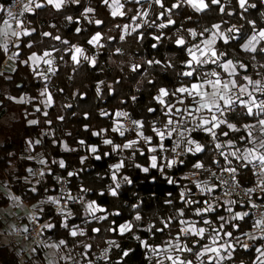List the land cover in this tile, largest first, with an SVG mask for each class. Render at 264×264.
I'll use <instances>...</instances> for the list:
<instances>
[{"label":"trees","instance_id":"16d2710c","mask_svg":"<svg viewBox=\"0 0 264 264\" xmlns=\"http://www.w3.org/2000/svg\"><path fill=\"white\" fill-rule=\"evenodd\" d=\"M12 1L0 0V6ZM163 3L164 8L155 0H140L139 3L135 0L125 1L124 15L116 17L111 15L112 9L103 0H79V3L65 0L59 10L45 3L44 7L28 13L25 29L34 31L29 36H21L14 74H0V119L14 114L7 123L0 124V184L9 180L13 194L27 206L36 208L41 221L51 219L52 227L46 232L48 244L56 245L64 241L62 246L69 248L73 256L84 261V264H158L154 257L156 253L146 249L141 241H146L153 248H163L167 246L166 241L177 242L175 238L178 234L182 246L193 248L191 253L183 252V259L195 264L198 262L196 253L210 243L211 234L215 233L213 229L220 231L223 241L233 244L228 264H258L256 248H262L263 241L258 239L252 247H243L244 236L254 224L247 212L248 207L239 202L225 206L195 197L194 186L178 177L201 172L203 178H207L223 166H235L240 170L242 183L251 187L256 181L252 164L241 159H234L233 165L226 164L227 160L220 155L215 143L207 135L195 132L193 137L204 147V151L185 153L168 168V162L162 160L160 138L153 129L161 130L167 125L170 117L166 115L168 106L175 105L172 110L179 105L195 106L186 94L171 93L179 87L198 82L195 77L180 75L190 70L185 66L190 59L187 48L200 45L210 36L214 25H220L221 30L233 26L239 30L231 32L236 38L229 39L227 44L222 39L217 41V53H226L225 56H218V61L223 63L230 59L237 64L239 75L235 77L239 84L245 83V76L254 81L261 80L264 84V53L245 52L242 47L253 34V25L249 21L254 22L256 30L264 28V0H248V4L255 7L246 6V11L240 9L237 0H221L225 9L223 13L219 11L220 5L210 4L207 10L196 12L186 0H163ZM173 4L179 7L172 8ZM89 8L93 11L87 12ZM165 9L171 11L166 12ZM144 12L148 15L141 26L123 36V26L135 22V16ZM229 12L232 15H228ZM169 17L175 23L160 28L159 24H167ZM3 20L0 14V24ZM96 20L102 23L97 25ZM78 28L79 32L76 31ZM189 29L198 35L193 38ZM97 32L102 37L97 44L98 49L88 43ZM43 33L51 35L45 36ZM56 36L60 40L54 39ZM156 36L161 39L155 40ZM178 38L186 41L184 46L175 43ZM29 43L31 47H28ZM75 44L83 49L88 60L80 58L77 64L71 59V47ZM153 44H156L155 48ZM261 44L264 45V42ZM45 51L53 53L55 70L51 77L44 79L32 71L29 57L34 53L43 55ZM8 52L9 49L5 51L0 44V70ZM92 59L95 65L91 63ZM155 60L160 64L148 63ZM240 64L245 68H240ZM135 65L140 67L133 71ZM213 70L223 75L216 64L209 63L197 68L201 75ZM161 88L170 93L163 98L164 104L155 99ZM45 89L53 98V104L47 111L43 110L40 102V94ZM22 96H28L29 102L14 100ZM182 98L185 102L178 103V99ZM38 107H41L40 111L36 110ZM119 110H125L134 120L142 123L143 136L151 137V143L139 141L135 148L120 149L137 137L121 136L118 131H113L116 128L115 115ZM227 117L239 131L223 128L228 135L220 139L232 141L237 146L246 145L249 138L244 126L257 124V118L247 116L242 108L227 113ZM33 120L37 123L31 124ZM106 139L111 140L112 144H105ZM164 144L168 148V160H174L176 155L169 149L171 142L165 141ZM114 146L119 147L114 150ZM149 146L156 147L157 151H148ZM92 147L97 151L92 152ZM28 153L42 156L48 166L44 168L43 175L33 178L31 182L27 180L31 174L29 169L35 170L38 164L29 158ZM96 156H100V159H96ZM151 156L158 157L157 168L150 167ZM60 161L64 162L63 168ZM198 162L203 164V168L193 167ZM117 163H122L123 167L117 172L119 181L114 182L112 175L116 171L113 166ZM143 168L149 171L144 172ZM69 173L73 175L69 176ZM60 175L69 176L72 196L78 201L66 222L55 215L50 206H41L42 200L57 192L56 178ZM169 179L173 183H169ZM115 183L120 187L116 189L117 195L113 196L111 190L116 188ZM181 193H184L183 197ZM186 200L198 203L186 204ZM93 201L106 209L97 215L106 216V219L96 220L86 215L85 203ZM210 203L214 204L213 211L202 216L195 214L196 209L207 208ZM9 204L10 199L0 191V208H6ZM180 210H183V216L179 215ZM245 212L248 215L243 219H232L233 213ZM137 215L141 217L140 220L135 219ZM221 216L224 221L219 219ZM169 219V227L164 228V222ZM205 219L211 224H204ZM181 220L194 222L198 228H207L211 234H204L203 239L190 234L182 236L180 229L187 225L181 224ZM126 223H131L133 228L121 235L119 227ZM222 223L224 228L220 230ZM234 224L239 226L238 229L233 228ZM2 226L0 221V228ZM150 228L152 231H149ZM161 228L163 231H156ZM73 229L82 230L84 235L73 237ZM93 229H99V232ZM229 231L233 233L232 238L224 236V232ZM44 249L39 248L27 264H46ZM106 251H109L107 255L104 254ZM125 251H129L127 257L123 255ZM204 261L207 263L208 259ZM0 264H20L19 253L9 245H0ZM60 264L71 263L62 261Z\"/></svg>","mask_w":264,"mask_h":264},{"label":"snow or ice","instance_id":"6c2138e0","mask_svg":"<svg viewBox=\"0 0 264 264\" xmlns=\"http://www.w3.org/2000/svg\"><path fill=\"white\" fill-rule=\"evenodd\" d=\"M74 3H79V0H73ZM136 3H139L140 0H135ZM186 2L196 11V12H203L205 10H207L211 5H220L219 11L221 13H223L225 11L223 5H221V0H210V2H206V0H186ZM238 5L240 7V9L243 10H247L246 6L248 7H255V5H249L248 4V0H237ZM46 3L49 5H52L53 7H55L57 10H59L62 5H64L65 0H46ZM103 3L105 5H108L112 11H111V15L113 17L116 16H123L124 12L121 11V9L124 7V5L121 3V0H103ZM155 3L158 4L161 8H164V3L163 0H155ZM33 5L34 8L39 9L44 7V4L36 2V0H29V2L27 4L23 5L24 8V12L27 13H32L33 12ZM179 7L178 4H173L172 8H177ZM0 11H4V9L0 8ZM87 12H92L93 9L89 8L86 10ZM166 12H170V9H165ZM7 15L10 19L12 20H16V25L18 28L22 29V31H15L13 30L11 32V35L17 38H20L21 36H29L31 35V31L34 30H28L25 29L23 26V21L17 19L14 15L13 12L11 10L7 11ZM144 16H147L148 13L144 12L143 13ZM228 15H232V13H228ZM161 16H163V13L161 14ZM69 19H71V17H69ZM190 19V18H189ZM3 23L5 25H7L9 28H11V24L9 23V20H4ZM95 23L97 25H100L102 23V21L100 20H96ZM175 21H173L170 17L168 19L167 24L165 23H161L159 24L160 28H166L171 24H174ZM250 24L253 25V34L247 38V42L243 44V50L245 52H249V53H257L258 51L260 53H264V45L261 44V42H264V28H261L259 30L255 29V25L254 22L249 21ZM215 29H217L216 33H213V37L212 39H206L203 41V45L204 47H201L199 44L193 46V47H189L187 48V53L188 56L190 57V59L186 62L185 66L190 69L188 71H183L180 73L181 76L183 77H189V78H193L195 77V79L198 82H192L190 83V86H182L179 87L175 90V92L171 93V95H175L176 93H179L181 96H184L185 94L187 95V97L191 98V101L193 104L196 105V107L194 108H185L184 110L181 109H176V113L179 114L182 111L188 115H193V113H200L202 110H207L209 113H212V115L210 116V118H203L200 117V123L195 124L194 128L192 129H185V131H195L196 129H200L202 131H206L208 134H210L212 136L213 139L216 138V129L221 128L222 125L226 126L227 129H229L230 131H239V129L237 128V126L230 122V120L227 117V113L233 112L235 109L237 108H242L244 110H246V115L249 117H256L258 120V124L261 128L262 131H264V99H258L255 95L254 92H260L261 94H264V84H262V82L260 80H252L250 77H243V79L245 81H247L246 85H241L238 83V81L236 79H222L221 78V74L218 73L217 71L213 70L210 72H203V74L201 75V73H199L197 71V68H202L204 65L212 63V64H216L217 67L221 68L223 70L224 73H227L228 77H235L238 76L239 74L236 71V65L233 63L232 60H227L226 62L220 63L217 59L218 56H225L226 53H217V51L214 49L213 45L216 43V36L219 34L220 38L223 40V42L225 44H227L229 42V37L224 36L222 33H219V29H220V25H214L213 26ZM128 26L125 25L124 26V30L127 31ZM77 32L80 31V29L78 28L76 30ZM133 31H135V29H133ZM190 35L195 38L198 34L194 31L189 29L188 30ZM207 31V30H206ZM238 32L239 30L235 28V26H233L232 28L228 29V32ZM5 35H7V33H4ZM43 35L45 36H49L51 35L50 33H43ZM200 35H203L202 33ZM101 34L99 32H97L94 36H92V38L88 41L89 44H92L93 46L99 44L100 40H101ZM236 37L233 36L231 37V39H235ZM54 39L56 40H60L59 36L54 37ZM121 39H123V36H121ZM155 40L159 41L161 39L160 36H156L154 37ZM63 43H68L67 41H62ZM175 43L178 46H184L186 41L183 38H178L176 39ZM258 45H261L258 49ZM101 47H103V45H100ZM17 47H19V45H17ZM28 47H31V44H28ZM156 47V44H153V48ZM4 49L5 51H7V44L4 45ZM19 53H15L12 57H10V59H15L16 56H18ZM52 55L51 52L45 51L43 53V56H37L35 53L29 57V59L33 62V64H36L38 66V62H40L41 60H43V62L47 65H49V71H53V69L51 68V65L53 63V61L51 59H44V57H50ZM78 56H83V58L85 60H88L89 57L84 56L83 54V49H81L80 47H74V54L71 56V59L75 62V63H79V59ZM91 63L93 65H95V60L92 59ZM148 63L151 65L153 63L155 64H160V61L155 60V61H148ZM139 65H135L133 66V71H136L139 69ZM169 67H171V65H169ZM240 68H245V65L240 64L239 65ZM214 79H211V78ZM249 85L252 86V91H249ZM206 88H210L211 91H207ZM237 90V91H234ZM99 91V89H98ZM41 96H47V99L42 101V103L45 104V106H50L52 104V96L50 94L47 93V89H45V91L41 92L40 94ZM170 93L167 89L161 88L159 90V96H157L155 99H157V101L161 104H164V97L169 96ZM247 96L248 99L244 100L242 97L243 96ZM19 103H23L24 100L21 99L19 101H17ZM222 102V103H221ZM178 103L183 104L184 100L183 99H178ZM175 105H170L168 106V112L167 114H172V108H174ZM37 111H40L39 108L36 109ZM149 111H154L153 109H149ZM45 115H47V113H44ZM117 116H127V113H117ZM180 120H182V117L178 118V121H173L172 119L168 120V125H173L174 123L179 122ZM193 120H195V117H193ZM31 124H36L37 121L33 120L30 121ZM133 123L136 125L137 129L143 127L142 123L139 121H133ZM208 125H211V127H208ZM255 127V125H245L244 128L248 133V138L250 140L251 143L255 144V141L251 139L252 137V131L251 129H253ZM119 128H114L113 131H118ZM153 131L156 132V135L160 138V148L161 150H164V146H163V141L165 139V132L161 131L159 129H153ZM174 131H177L176 128H169L167 129V136L169 138H171L172 134ZM142 139H144L147 143H151V137H144L142 132H138L137 133ZM93 135H97V133H93ZM120 135L123 136L124 132L120 131ZM178 135L181 137V139H185L184 136V131H179ZM222 135L227 136L228 132H222ZM241 139L243 140L244 137H241ZM81 143H83V141H81ZM105 144H112L111 140H104ZM137 141L133 140L130 141L129 143L124 144L122 147L127 149V148H132V146L134 144H136ZM186 143L188 145H192L194 147H189L187 148L188 152H192V153H200L202 151H204V147L198 143L196 140L194 139H186ZM177 147H179V143H177L176 145ZM217 149H220L222 147L221 144L217 143L216 145ZM228 146L229 147H233V144L231 141L228 142ZM116 147L119 146H114V150ZM260 148H264V141L260 142L259 145ZM92 152H96L97 149L95 147L91 148ZM148 151L150 152H156L157 149L155 147H151L148 149ZM173 151H175V148H173ZM239 151V150H238ZM221 155H224V153L222 152ZM229 155H231L232 157H236L237 159H243L244 161L247 162V164H252L254 167H257L259 169V175L261 177H264V152H258L257 149L254 148H245L243 150V152L241 153V155L238 157L237 156V152H231L229 153ZM96 159H100V156H96ZM225 159L227 160V156H225ZM83 162V161H82ZM229 163H231V161H228ZM40 163H45V161L41 160ZM175 163H177L176 160H170L167 163V167L171 168ZM182 163V161H181ZM247 164L245 166H247ZM60 167L63 168L64 167V162L60 161ZM115 171H118L121 167H123L122 163H117L116 165L113 166ZM137 167H140L139 165H137ZM151 167L152 168H157V157L156 156H152L151 157ZM194 168L196 169H201L203 168V164L202 163H195L193 165ZM144 172H148L149 169L148 168H143L142 169ZM162 170V169H161ZM224 171L229 172L230 174H234L236 172L235 168H225ZM29 172H31V169H29ZM41 175H43V173H41ZM73 173H69V176H72ZM213 175H215V173H213ZM117 179V176L115 174V172L112 175V180L115 182ZM125 180H127V177H124ZM129 183H131V181H128ZM169 183H173V181L171 179H169L168 181ZM261 184H264V180H261ZM120 187V185L117 183L116 184V188L111 190V195L116 196L117 195V191L116 189H118ZM197 187L200 188V190L203 192L204 188L201 187L200 184H197ZM208 191H212L211 188H208ZM249 191H252L251 189ZM184 196V193H181V197ZM49 201L53 204H57L59 203L58 200L54 199V198H49ZM186 204H192V203H198L197 201H191V200H186L184 201ZM213 207L211 204L208 205L207 208H203V209H196L195 210V214L198 216H202L204 213L207 212H211L213 211ZM86 211L89 215L93 216L94 219L96 220H104L107 217L106 216H97L96 213L99 212H105L106 209L99 207L98 205H96V203L90 202L87 204L86 206ZM229 212L232 211L231 208L228 209ZM61 213H63V209H61ZM118 214V213H117ZM70 215V213H69ZM180 216L184 215L183 210H180L179 212ZM248 213H236L232 219L233 220H240L243 219L245 216H247ZM136 220H140L141 217L139 215H137L135 217ZM219 219L221 221H224V217H219ZM171 222V219H169V221L164 222V228L169 227V224ZM181 224L187 225L186 227H183L180 229V232L183 233L185 236L187 235H191L192 237H200L201 239L204 238V233H205V229L204 228H197L194 224L189 223L188 221L185 220H181L180 221ZM204 224H211V221L205 219L203 220ZM225 223H227V221H225ZM233 228H237L238 229V225H232ZM43 227L45 228H51L52 225L48 224V225H43ZM253 227L255 228H259L264 230V219H258L254 222ZM133 228V225L131 223H126L123 224L119 227V232L121 235H123L125 232L127 231H131ZM224 228V223H222L220 225V230H223ZM25 231H27V229H25ZM94 232H99V229H93ZM149 231H152V229L150 228ZM156 231H163V229H156ZM213 232H215L216 234L214 236L211 237V244L210 245H204L202 246V251H198L196 253V258L197 259H201L203 256L205 255H209V254H214V256L209 255V259L207 261V264H213V259L219 261L224 259V257L221 255V251L223 250L224 252H228L229 249L233 248V244L228 243L227 240L224 241V243H219L221 240V236H220V231L217 229H213ZM71 235L73 237L77 236L78 233L77 231L73 230L71 231ZM79 235H84V233L81 231L79 232ZM247 236H249V239H264V235L260 236V237H256V236H252L250 234H245ZM224 236L228 237V238H232L233 237V233L232 232H224ZM137 239L139 240L140 238L137 237ZM177 243L173 244L171 241H166L165 243L168 245V247L166 248H153L150 247L146 241H141V243L143 244V246L150 250L151 252L155 253H160L161 251L167 253V255L165 256V259H167L168 261H171V264H193V262L191 260H182L180 258V256H173L172 252L169 251V249H171L172 251H176V252H189L191 253L193 248L192 247H187L186 245H181V243L179 242L181 237L178 234L177 237L175 238ZM236 239H239L238 237ZM64 241H60V244H64ZM110 243H114V242H110ZM197 243H199V241H197ZM214 245H219V246H214ZM53 247H56V245H52ZM196 245L194 244L193 247H195ZM86 248L90 247V246H85ZM243 247L245 249H247V245H243ZM256 252L259 254L256 257V260L258 262V264H264V248H256ZM123 255L125 257H127L129 255V251H125L123 253ZM229 257L231 255V253H228ZM159 264H163V260L159 261ZM201 264H204L203 260H201Z\"/></svg>","mask_w":264,"mask_h":264},{"label":"built area","instance_id":"2783aa9c","mask_svg":"<svg viewBox=\"0 0 264 264\" xmlns=\"http://www.w3.org/2000/svg\"><path fill=\"white\" fill-rule=\"evenodd\" d=\"M46 0H36V2L44 3ZM29 0H13L12 2L1 6L4 11H0V14L4 20H9V23L13 25L15 31H22L16 25V20H12L8 17L7 11L11 10L13 15L23 21V26L25 28V23L27 22V12H24L23 5L27 4ZM37 9L34 8L33 12ZM32 12V13H33ZM74 47H80L75 44L71 47L72 55L74 53ZM95 48L98 49L97 45ZM16 70V61L10 59L8 54L5 61L2 64L0 74L10 76L14 74ZM48 70V67L41 66L40 73L44 74ZM117 113H127L125 110H119ZM116 113V114H117ZM134 120L128 113L127 116H117L115 115V127L119 128L118 132H124V135L137 134L141 131L142 127L137 129L136 125L133 123ZM177 161V159H176ZM225 168H235L236 172L230 174L224 171ZM44 169L36 168L35 177L41 176ZM215 173V175H213ZM207 178H203L201 172L189 173L186 175L178 176L180 180L186 181L194 186L193 195L198 198H204L211 200L213 202L219 203L220 205L231 206L233 203H240L248 207V213L251 216L253 222L258 219H264V195L262 194V177L258 174L259 169L257 167L252 168L253 176L255 177V185L248 187L245 186L241 181L240 170L235 166H223L219 170H216ZM57 192L50 195L48 198L41 201V206H50L55 211V215H64L69 213L73 206L77 204V200L72 196L69 176H57L56 178ZM200 184L204 191L202 192L200 188L197 187ZM211 188L212 191H208ZM252 191H249V190ZM54 198L59 201L57 204H53L49 201V198ZM30 209V216L28 223L26 225H18L12 230H5L2 232L3 236H6L11 244L14 246H20L21 249L18 252L22 257L32 256L36 254L38 249L44 247L47 243L46 232L48 228L43 227V225H48L51 219L47 221H41L38 213L33 212V208L27 206ZM63 209V213H61ZM27 229V231H25ZM182 236H185L181 233ZM252 236L260 237L264 235V230L252 227L249 233ZM258 239H249V236H244V244L248 248L252 247L254 241ZM263 241L262 248H264V239H259Z\"/></svg>","mask_w":264,"mask_h":264},{"label":"rangeland","instance_id":"374dc122","mask_svg":"<svg viewBox=\"0 0 264 264\" xmlns=\"http://www.w3.org/2000/svg\"><path fill=\"white\" fill-rule=\"evenodd\" d=\"M46 3V1L43 3V4H45ZM0 8H1V6H0ZM140 15V16H139ZM138 17H140V22L138 21ZM145 18V16L143 15V14H138L137 16H135V18L134 19H137V20H135V22H133V23H131V24H129V25H127L128 26V28H127V31H125L124 30V26H123V29H122V35L123 36H125V35H127V34H129L130 32H132L133 31V29H137V28H139L140 26H141V24H142V20ZM4 21V20H3ZM3 21H2V23L0 24V44L1 45H5V44H7V49H9V52H8V54L10 55V57H12L15 53H19V51H18V47H17V45H19L20 44V40H21V37L20 38H17V37H14V36H12L11 35V32L14 30V27H13V25L11 24V28H9L7 25H5L4 23H3ZM217 32V29H213L212 30V32H211V34H210V36L207 38V39H212V37H213V33H216ZM4 33H7V35H5ZM219 33H222L224 36H226V37H229V39H231V37L233 36L232 35V33H230V32H228V30H221V29H219ZM221 38H220V36H219V34L216 36V43H217V41L218 40H220ZM206 40V39H205ZM216 43L213 45V47H214V49H215V46H216ZM200 46L201 47H204V45H203V42L200 44ZM97 47H99V45H97ZM52 53V52H51ZM74 54V53H73ZM83 54H84V56H85V52H83ZM37 55V54H36ZM32 56V55H31ZM37 56H43V55H37ZM80 58H82L83 59V56H78V59H80ZM44 59H51L52 61H53V63H52V65H51V68L53 69V71H49V70H47V72L46 73H44V74H42V73H40V67L41 66H45V67H48V69H49V65H47V64H45L44 62H43V60H41L40 62H38V66L36 65V64H33V62L29 59V64H30V66H31V69H32V71L35 73V75H41L40 77H42V78H49V77H51V75L53 74V72H54V70H55V57L53 56V53H52V55L50 56V57H44ZM219 59V58H218ZM12 60H14V61H16L17 60V56L15 57V59H12ZM235 64V63H234ZM235 65H237V64H235ZM236 71H237V67H236ZM218 72V71H217ZM222 72H223V70H222ZM219 73V72H218ZM221 74V73H220ZM225 77H224V76ZM223 75L221 74V78L222 79H236V77H228V75H227V73H224L223 72ZM211 79H214V78H211ZM237 80V79H236ZM261 81V80H260ZM262 82V81H261ZM247 84V81H245V83L243 84V85H246ZM263 84V83H262ZM249 87V91H252V86L251 85H249L248 86ZM206 90L207 91H211V89L210 88H206ZM43 91H45V90H43ZM42 91V92H43ZM234 91H237V90H234ZM47 93L48 94H50L51 95V93L47 90ZM254 95L258 98V99H264V94H261L260 92H254ZM52 96V95H51ZM244 100H247L248 99V97L245 95V96H243L242 97ZM21 99H23L25 102H29V98H28V96H22V97H20V98H17V99H14L15 101H19V100H21ZM47 99V96H41L40 97V102H41V107L43 108V110L44 111H47L50 107H51V105L53 104V98H52V104L50 105V106H45V104L44 103H42V101H44V100H46ZM183 100H184V102H185V99L184 98H182ZM222 103V102H221ZM41 107H38V108H41ZM194 107H196V105L195 106H190V108H194ZM185 108H189V107H182L181 105H179L178 107H176L175 108V110H172V114H169V119H172L173 121H178V118L179 117H182V120H180L179 122H177V123H174L173 125H168V123H167V125L163 128V129H161V131H164L165 132V139H164V141H163V146H164V150H161V153H162V160L164 161V162H168L169 160H168V156L166 155L167 154V146L164 144V142L165 141H170L171 142V147L169 148V149H171L172 151H173V148H175V151H173L174 153H175V155H176V158L174 159V160H176L177 159V157H179V156H182V155H184L185 153H188V151H187V148H189V147H194V146H192V145H188L187 143H186V139H194V137H193V133H203V134H205V135H207L214 143H215V145L217 144V143H219V144H221L222 145V147L220 148V149H218L219 150V153H220V155H221V153L223 152L224 153V155H221V156H223V157H225V156H227V162H226V164H228V165H233V160L234 159H237L236 157H232L231 155H229V153H231V152H234V151H236L237 152V156L239 157L240 155H241V153L243 152V150L245 149V148H256L257 149V151L258 152H264V148H260L259 147V145H260V142L261 141H264V131H262L261 130V128H260V126H259V124L257 123V124H255V127L253 128V129H251V131H252V137H251V139L252 140H254L255 141V144H253V143H251L250 142V140L248 139V142H247V144L246 145H242V146H237V144L236 143H234V142H232V144H233V147H229L228 146V142H229V140H222V139H220L222 136H224V135H222V132H226V130H224L223 128H226V126H224V125H222L221 126V128H219V129H216L215 131H216V133H217V135H216V138L215 139H213L212 138V136L210 135V134H208L206 131H202V130H200V129H196L195 131H191V132H189V131H185V129H192V128H194V126H195V124H198V123H200V117H203V118H210V116L212 115V113H209L207 110H202L200 113H193V115H188V114H186V113H184L183 111L181 112V113H179V114H177L176 113V109H181V110H184ZM14 117V114H11L10 116H8V117H6V118H3L2 120L0 119V124L1 123H7V121H8V119H11V118H13ZM193 117H195V120H193ZM176 128L177 129V131H174L173 132V134H172V136H171V138H169L168 136H167V129H169V128ZM208 127H211V125H208ZM179 131H184V136H185V139H181V137L178 135V132ZM139 132H142L143 133V127H142V129H141V131H139ZM127 135H129V134H127ZM132 135H136V139H135V141H137V143L136 144H134L133 146H132V148H135V147H137V144H138V142L139 141H142L143 143L145 142V140L144 139H142L138 134H131V135H129V136H132ZM195 140V139H194ZM198 143H199V141H197ZM177 143H179V147H177L176 145H177ZM32 146V145H31ZM63 147L64 148H66V146L65 145H63ZM151 147H154V146H149V148H151ZM160 147V146H159ZM156 148V147H155ZM115 149H118V147H116ZM120 149H125V148H120ZM127 149H129V148H127ZM161 149V148H160ZM239 150V151H238ZM28 156H29V158L30 159H34L36 162H37V164H38V167L40 168V169H46L48 166H47V163L45 162V163H40V161L41 160H43V161H45V159L42 157V156H40V155H32V154H30V153H28ZM152 157V156H151ZM151 157H150V167H151ZM157 157V156H156ZM238 160H240V159H238ZM241 160H243V159H241ZM228 161H231V163H229ZM244 161V160H243ZM244 162H246V161H244ZM157 163H158V157H157ZM253 166V165H252ZM37 167V168H38ZM35 170H36V168H35ZM35 170H31V174H30V176H29V178L27 179L29 182H31V180L34 178L35 179ZM119 171V170H118ZM118 171H116V176H117V172ZM33 179V180H34ZM119 179V177L117 176V179H116V181H119L118 180ZM115 181V182H116ZM119 183V182H118ZM115 184H117V183H115ZM2 189L4 190V192H5V194L4 195H6V197H8L9 199L11 198L12 199V201H13V205H15L14 207L17 209V208H23V214L22 215H20L19 217H17L16 219L18 220V222H21V223H26V222H28L26 219V216L28 215V213L30 214V209L28 208V207H26L27 205L25 204V203H23L21 200H19V198L18 197H16V195H14L13 194V192L11 191V188H10V183H9V180H6V182H4L3 183V185H2ZM88 203H90V202H87V203H85V212H86V215L87 216H89L91 219H93V216H91V215H89L88 213H87V211H86V206H87V204ZM26 206H25V205ZM211 205H212V207H213V203H210ZM97 205V204H96ZM9 208V207H8ZM31 208H33V207H31ZM9 210V209H8ZM33 212H35V213H38V210L36 209V208H33ZM69 213H70V215H69ZM69 213H67V214H64V215H60L61 216V219H62V221L63 222H66V220L72 215V213H73V209L69 212ZM20 214V213H19ZM96 215H98V213H96ZM235 214L233 213L231 216L233 217ZM30 216V215H29ZM29 219V218H28ZM208 220V219H207ZM50 224V223H49ZM191 224H194L196 227H197V225L194 223V222H191ZM198 228V227H197ZM205 229H207V228H205ZM73 230H75V231H77V233L79 234V232H81L82 230H79V229H73ZM72 230V231H73ZM83 232V231H82ZM181 233V232H180ZM204 234H211V232H210V230L209 229H207V231L204 233ZM216 233H213V234H211V237L212 236H214ZM221 234V233H220ZM182 235V234H181ZM225 241V240H224ZM224 241L221 239L220 240V242L219 243H224ZM180 242V241H179ZM228 242V241H227ZM173 244H175V243H177V242H172ZM181 243V242H180ZM229 243V242H228ZM211 244V241H210V243L208 244V245H210ZM52 245H55V244H48V243H46V245L43 247V249L45 250V252H44V257H45V262H46V264H60V262H70L71 264L72 263H77V264H84L81 260H79L78 258H75L74 256H73V254H72V252H71V250L69 249V248H66L65 249V247H63L62 246V244H56V247H53ZM181 245H182V243H181ZM214 246H219V245H214ZM166 247H168V245L167 246H165V247H163V248H166ZM163 248H161V249H163ZM169 251H171L172 252V255L175 257V256H180V258L182 259V260H184L183 259V256H182V254H183V251H180V252H176V251H172L171 249H169ZM108 252L109 251H106L104 254L105 255H107L108 254ZM231 253V255H230V257H229V255H228V253ZM36 254H33L32 256H27L26 257V259H28V260H32L33 259V257L35 256ZM167 255V253H165V252H163V251H161L160 253H156L155 254V258H156V260H157V263L159 264V261L160 260H163V264H171V261H168L167 259H165V256ZM209 255H212V256H214V254H209ZM209 255H205V256H203L201 259H197V263H195V264H201V260H203V262H204V264H207L204 260L206 259H209ZM221 255L224 257V259H222V260H219V261H217V260H215V259H213V264H228V262H229V260L231 259V257H232V249H229L228 250V252H224L223 250L221 251ZM25 261V260H24Z\"/></svg>","mask_w":264,"mask_h":264},{"label":"crops","instance_id":"0c3cea01","mask_svg":"<svg viewBox=\"0 0 264 264\" xmlns=\"http://www.w3.org/2000/svg\"><path fill=\"white\" fill-rule=\"evenodd\" d=\"M125 1H131V0H121V3L124 5V2ZM122 10H123V8L121 9V11ZM217 59H218V57H217ZM262 180H264V177H262ZM2 185L3 184H0V191L3 194H5L4 190L2 189ZM261 190H262V194L264 195V184H262ZM14 206L15 205H13V201L10 198V204L8 205L9 208L8 207H6V208H0V221L3 224L2 228H0V245H9V246L15 248L16 251L18 252V250H20L21 247L20 246L19 247L18 246H14L13 244H11L10 240L6 236H3L2 235V232L5 231V230L9 231V230L14 229L18 225H26L28 223V222H26V223L18 222V220L16 218L23 214L22 213L23 212V208H17L16 209ZM29 215L30 214L28 213V215L26 216V218H27L26 220L27 221L29 220L28 219L29 218ZM20 255L21 254L19 253L20 264H27L28 259H26V257H22Z\"/></svg>","mask_w":264,"mask_h":264}]
</instances>
